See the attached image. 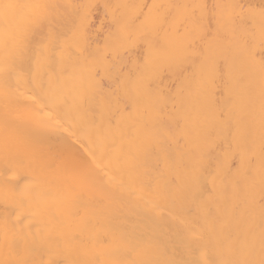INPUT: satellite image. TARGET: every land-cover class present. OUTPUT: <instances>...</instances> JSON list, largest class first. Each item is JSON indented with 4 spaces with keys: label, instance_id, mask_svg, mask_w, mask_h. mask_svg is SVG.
<instances>
[{
    "label": "bare ground",
    "instance_id": "bare-ground-1",
    "mask_svg": "<svg viewBox=\"0 0 264 264\" xmlns=\"http://www.w3.org/2000/svg\"><path fill=\"white\" fill-rule=\"evenodd\" d=\"M10 2L0 264H264V0Z\"/></svg>",
    "mask_w": 264,
    "mask_h": 264
},
{
    "label": "snow or ice",
    "instance_id": "snow-or-ice-1",
    "mask_svg": "<svg viewBox=\"0 0 264 264\" xmlns=\"http://www.w3.org/2000/svg\"><path fill=\"white\" fill-rule=\"evenodd\" d=\"M48 6L43 4H32V5H20L13 2H5V0H0V21L5 25L3 31H0V45H3L6 49L14 47L16 44V36L14 32L10 29L9 25L11 20L15 17L16 11L21 8L46 9Z\"/></svg>",
    "mask_w": 264,
    "mask_h": 264
}]
</instances>
